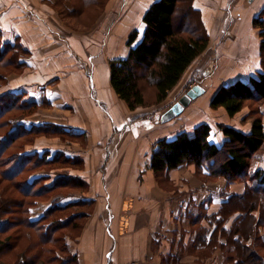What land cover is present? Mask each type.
Masks as SVG:
<instances>
[{"label": "crops", "instance_id": "crops-1", "mask_svg": "<svg viewBox=\"0 0 264 264\" xmlns=\"http://www.w3.org/2000/svg\"><path fill=\"white\" fill-rule=\"evenodd\" d=\"M154 1L111 0L90 27L77 31L57 18L54 0H0V36L18 42L25 51L21 58L25 68L8 76L6 89L22 92L38 105L24 120L27 123H52L75 134L66 142L38 137L30 150L47 153V159L61 154L71 160L75 166L68 175L86 184L59 198L62 204L91 201L83 229L68 240L77 264H220L215 237L205 256L194 248L198 235L192 221L202 208L214 215L232 194L240 195L253 185L226 180L220 186L215 181L204 184L182 165L168 173L171 181L165 190L151 170L157 140L209 124L201 116L161 123L162 111L156 107L130 111L111 87L110 61L127 56L132 31L138 32L136 42L141 40L142 18ZM194 4L202 12L209 42L177 86L191 78L201 85L215 83L212 90L205 83L204 92L213 97L220 86L246 81L261 71L260 31L252 19L264 9V0H195ZM201 56L211 59L210 68L207 60H199ZM198 76H203L199 82ZM227 126L248 133L251 119L244 127ZM220 133L213 139L211 131L209 141L220 146L226 140ZM255 166L264 170V154ZM58 174L59 169L52 175L40 170L34 176ZM50 203L51 199L40 202L34 215ZM260 216V211L253 213L254 219ZM258 231L264 242V222ZM259 243L258 251L264 255V243Z\"/></svg>", "mask_w": 264, "mask_h": 264}, {"label": "trees", "instance_id": "trees-1", "mask_svg": "<svg viewBox=\"0 0 264 264\" xmlns=\"http://www.w3.org/2000/svg\"><path fill=\"white\" fill-rule=\"evenodd\" d=\"M81 1L84 8L99 7L98 16L103 12L102 7L107 6L106 0L101 6L102 0ZM194 3L195 0L154 1L143 15L145 30L141 40L136 42L138 32L132 31L126 42L127 56L110 61L111 87L130 111L146 107L145 86L155 91L156 102H163L188 67L207 49L209 35L202 12ZM64 9L65 14L75 13V10ZM178 12L181 15L176 17ZM252 26L260 31L261 71L246 81L238 79L220 86L209 102L211 109L222 108L230 118L240 113L247 102H256L257 109L248 113L255 116L250 131L243 133L230 126L217 125L226 138L217 146L209 141L211 127L203 123L194 127L191 133L181 132L172 139L157 140L151 157L150 168L157 178H162L164 187L171 181L168 173L182 165L190 167L192 175L204 184L219 178L229 184H253L240 195L230 194L214 215L207 214L204 207L201 209L203 214L199 212L192 221L198 235L194 248L205 256L206 251L212 249V238L215 237V253L222 255L220 264H264V255L258 251L259 242L264 243L258 231L264 221V204L261 203L264 201V170L255 169L258 154L264 146V126L259 108L264 103V9L252 19ZM22 54L25 51L18 42L11 43L0 36V235H17L15 247L26 239L27 244H21L20 251L14 254L13 264H47L41 257L47 250L56 258L57 264H77L76 257L69 251V237L65 234L58 238L57 234L68 229L75 216H81L84 220L76 227L79 235L91 210L70 216L64 213L91 206V201L62 204L59 198L70 195L52 198L48 195L56 189L78 190L83 185L86 188V184L82 179L68 175V169L75 166L71 160L61 154L47 159V153L30 150L38 137H57L63 142L75 134L52 123H27L24 120L36 112L38 105L26 99L22 92L2 91L7 86L8 76L20 74L25 68ZM55 168L60 174L34 176L40 170L52 175ZM44 199H51L50 206L34 215L33 209L45 202ZM14 208L21 211L15 213V219H9ZM255 211H260V219H254ZM202 217L203 221H200ZM209 232L206 238L205 234ZM10 242L9 237L0 238V264H7L2 257L11 254ZM57 242L61 243V248L53 246ZM5 249L8 251L3 254Z\"/></svg>", "mask_w": 264, "mask_h": 264}, {"label": "rangeland", "instance_id": "rangeland-1", "mask_svg": "<svg viewBox=\"0 0 264 264\" xmlns=\"http://www.w3.org/2000/svg\"><path fill=\"white\" fill-rule=\"evenodd\" d=\"M98 1H101V0H98ZM104 1L105 0H102L100 5H99L98 2L97 3H98L99 6H101ZM53 3H56V5L52 6V7H53L54 11L56 12L57 18L60 21H62V23L65 26H67V27H69L71 29H75L77 31L85 30L88 27H90L92 25V23L95 22L94 19L96 20V18L98 16V13H99V9H100L97 6H92V5H91V7H85L84 8L83 5H82L83 1H81V0H80V2H79V0H54ZM106 4L108 6L109 5L111 6V0H106ZM93 5H95V4H93ZM104 7H102V10L106 9V7H105V9H104ZM64 8H68V10H70V11L71 10H75V13L74 14L73 13L72 14H68V13L65 14L66 11H65ZM179 12L181 13L180 10H179ZM179 12L176 15V17H179V15H181ZM23 56H24V54L21 55V57H23ZM206 57H202L201 56L199 58V60H203V61L207 60L205 62V64H207V69H208L211 66V64H209L211 62V59L210 58L207 59ZM10 70H12V69H10ZM8 71L9 70H6V72H8ZM200 79H201L200 76L195 77V80H197L198 82H199ZM202 79H203V76H202ZM205 83L209 84L208 81L205 82ZM196 84H198L199 86L203 87V89L205 91V87H207L206 84L205 85L204 84L201 85L200 83H196L194 81V79H193L191 82H189V81L185 82L184 85H183V82L181 84H179L177 87H175L168 94L167 98L161 103L156 102L155 94H154L155 91L153 89H151V88L149 89L147 86H145V87H143V90H144L143 92H144V96H145L146 107H142V108L143 109L144 108L152 109V108L156 107L158 110L162 111L161 114H163L165 111H167L169 108H171L174 104H176L178 102V99L187 90H189L190 88L193 87V85H196ZM209 85H211V90L213 89V87L215 88V83H212V84H209ZM5 89H6V86L3 87L2 91L5 90ZM14 92H16V91H14ZM211 99H212V97L210 96V92H208V91L204 92L198 98L193 100V102L196 103L195 104L196 106L191 107V104H189L181 112V114L178 115L177 117L180 116V118L183 117V119L187 118V119H191V120L195 121V118L199 117V119H200V116H201V117L204 118L205 121L208 120L209 121L208 125L211 127V131H212L211 136L213 137V139H215V137H217L218 133H220L217 125L223 124V125L227 126L228 123H230V124L235 125V126L244 127V125L247 123V120H250V119L252 120L255 117L254 114L253 115L252 114L248 115L249 111L251 112L252 110H256L257 107H258V104L256 102H247L245 104L243 110L240 113H238L236 116H234L232 118H229L225 114L224 109L221 108V109L213 110V109H211L209 107V102H210ZM262 107H264L263 103H262V105L259 106V108H260V110L262 112V120H264V118H263V114L264 113L262 111V109H263ZM13 115H15V114H12V116ZM205 124H207V123H205ZM63 142H66V141H63ZM263 154H264V148L258 154L259 155L258 161L262 158ZM186 168H187V170L190 173L192 172V169L190 167H186ZM191 176H192V174H191ZM224 180H225L224 178L215 180V186L223 185ZM158 181H159L160 185H162V187L165 190H168L167 186L164 187V183H161V181H163L162 178H158ZM240 185L241 184H238L237 186L240 188L241 187ZM76 192L77 191L75 189H71V188L56 189L50 195H48L49 196L48 198H52V197L58 196V195H63V196L64 195H70V194H74ZM42 201H45V199L42 200ZM261 203L264 204V201H261ZM89 210H91V206H81V208H75V209L67 211L66 213H64V215L65 216H70V215H75V213H77L79 211H87L88 212ZM20 211H21V209H16V208H14L13 210L11 209V212H10L11 214H9L8 218L9 219L10 218L11 219H13V218L15 219L16 218V214L15 213L20 212ZM74 218H76V219H73L71 221V224H70L68 229L63 230V231H59V233L57 234L58 238L62 237L63 235L66 234V237H69L70 239L74 240V237L78 236L76 227H78L84 219L81 216H75ZM85 222H86V220H85ZM6 237H9L11 239V242L9 243L11 245V247H10V249L8 248L9 251H11V254L3 256L2 259L7 264H13L14 263V257H15L14 254L17 253L18 251H20V249L22 248L21 244L25 245V244H27V242H26V239L24 238L21 241V244L19 245V247H15V246H17V242H18L17 240H15L17 235L9 234V233L5 234V235H0V238L3 239V240L6 239ZM12 238H13V240H12ZM53 246L56 247V248H61V243L57 242V243L53 244ZM47 248H48V246H47ZM7 251L8 250L5 249V250L2 251V253L5 254ZM61 255L66 256L65 253L64 254L62 253ZM41 257H42L44 262H46V263L48 262L47 264H57L56 258H54V256H52L50 250H47V252H44Z\"/></svg>", "mask_w": 264, "mask_h": 264}, {"label": "water", "instance_id": "water-1", "mask_svg": "<svg viewBox=\"0 0 264 264\" xmlns=\"http://www.w3.org/2000/svg\"><path fill=\"white\" fill-rule=\"evenodd\" d=\"M204 93L203 87L194 85L192 88L187 90L179 99L176 104L161 114L159 120L161 123H166L178 115L196 98Z\"/></svg>", "mask_w": 264, "mask_h": 264}, {"label": "built area", "instance_id": "built-area-1", "mask_svg": "<svg viewBox=\"0 0 264 264\" xmlns=\"http://www.w3.org/2000/svg\"><path fill=\"white\" fill-rule=\"evenodd\" d=\"M130 264H135V263H130Z\"/></svg>", "mask_w": 264, "mask_h": 264}]
</instances>
